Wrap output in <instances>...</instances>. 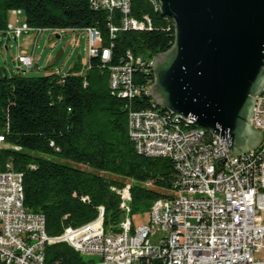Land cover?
I'll list each match as a JSON object with an SVG mask.
<instances>
[{"label": "trees", "instance_id": "16d2710c", "mask_svg": "<svg viewBox=\"0 0 264 264\" xmlns=\"http://www.w3.org/2000/svg\"><path fill=\"white\" fill-rule=\"evenodd\" d=\"M13 10H21L32 28H96L99 48H110L111 58L91 56L85 74L78 64L65 74L42 76L9 75L2 67L0 132L6 145L0 170L8 163L23 174L24 205L45 215L51 236L98 218L102 210L106 232L119 233L123 210L116 189L129 184L133 212L147 211L155 200L173 196L178 172L171 158L136 151L129 112L154 102L145 92L130 99L113 91L111 68L133 56V83L149 88L154 75L148 62L172 46L175 22L149 0H132L131 13L148 15L152 27L128 30L121 28L120 10L95 8L90 0H0V35H8ZM112 27L118 30L112 33ZM90 261L66 242L46 247V264Z\"/></svg>", "mask_w": 264, "mask_h": 264}, {"label": "built area", "instance_id": "2783aa9c", "mask_svg": "<svg viewBox=\"0 0 264 264\" xmlns=\"http://www.w3.org/2000/svg\"><path fill=\"white\" fill-rule=\"evenodd\" d=\"M149 1L160 9L158 0ZM90 2L95 8L120 10L124 30L152 27L148 15H132V0ZM12 12L18 15L21 10ZM18 22L8 24L16 38L24 32L40 34L44 30ZM81 30L87 32L90 56L109 61L111 49L101 50L98 45L100 32L93 27ZM129 58L111 68V88L130 99L142 92L150 95L151 86L143 89L133 83L134 59ZM18 61L27 68L34 65L31 54H19ZM154 62L155 57L148 62L151 69ZM162 111L154 103L153 108L129 112V134L136 151L149 157H169L178 172L173 196L152 203L147 223L135 224L128 184L115 188L123 210L119 233L106 232L102 210L98 218L80 226L69 225L62 234L51 236L45 215L24 205L23 174L7 163L0 170V264H46V247L56 242L97 257L88 264H264V89L251 118L252 127L263 132V141L239 155L230 154L229 139L209 137L208 130L192 120ZM5 142L0 132V149Z\"/></svg>", "mask_w": 264, "mask_h": 264}, {"label": "water", "instance_id": "95a60500", "mask_svg": "<svg viewBox=\"0 0 264 264\" xmlns=\"http://www.w3.org/2000/svg\"><path fill=\"white\" fill-rule=\"evenodd\" d=\"M158 1L175 22V40L155 56L156 106L229 139L231 155L259 147L263 132L251 118L264 89V0Z\"/></svg>", "mask_w": 264, "mask_h": 264}, {"label": "rangeland", "instance_id": "374dc122", "mask_svg": "<svg viewBox=\"0 0 264 264\" xmlns=\"http://www.w3.org/2000/svg\"><path fill=\"white\" fill-rule=\"evenodd\" d=\"M22 25L25 22L23 12L15 15L10 13V23ZM8 35H0V67L11 75L20 73L26 76H42L50 73L65 74L78 64L81 73H86V66L90 62L87 32L85 31H57L45 29L40 34L37 32H24L21 37L16 38L12 31ZM60 34V37L57 35ZM10 35V36H9ZM60 48L65 53L59 63L55 57ZM31 54L34 58L33 67L22 66L18 61L19 54ZM39 64L38 67L36 65ZM135 224H145L150 220L147 211H136L133 215ZM88 259L97 257H88Z\"/></svg>", "mask_w": 264, "mask_h": 264}, {"label": "crops", "instance_id": "0c3cea01", "mask_svg": "<svg viewBox=\"0 0 264 264\" xmlns=\"http://www.w3.org/2000/svg\"><path fill=\"white\" fill-rule=\"evenodd\" d=\"M37 67L39 66V64L36 65Z\"/></svg>", "mask_w": 264, "mask_h": 264}]
</instances>
